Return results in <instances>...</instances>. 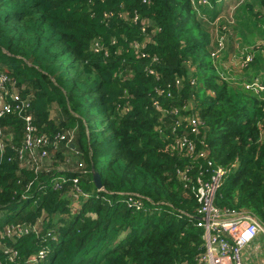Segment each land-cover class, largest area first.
I'll return each instance as SVG.
<instances>
[{"label": "trees", "instance_id": "obj_1", "mask_svg": "<svg viewBox=\"0 0 264 264\" xmlns=\"http://www.w3.org/2000/svg\"><path fill=\"white\" fill-rule=\"evenodd\" d=\"M246 5L261 29L264 0ZM201 19L192 0H0V264H205L219 166L215 205L264 224V91L217 68ZM27 117L49 166L24 154Z\"/></svg>", "mask_w": 264, "mask_h": 264}, {"label": "built area", "instance_id": "obj_2", "mask_svg": "<svg viewBox=\"0 0 264 264\" xmlns=\"http://www.w3.org/2000/svg\"><path fill=\"white\" fill-rule=\"evenodd\" d=\"M8 78L0 72V100L9 95ZM15 102H21L19 97L13 98ZM9 106L4 107L5 112H9ZM2 115V113L0 114ZM26 140L24 144V154H31L36 162L37 158L48 156L49 139L47 136L36 135L31 118L27 117ZM72 139V138H70ZM57 143L65 140L64 135H59ZM188 149L194 150L192 143H188ZM4 147L0 144V150ZM213 167V162H209ZM227 172L221 167H217L211 183L199 184V194L203 197L204 204L199 210L198 226L204 230L206 252L202 255L200 262L205 264H246L244 253L252 244L260 243V248L264 250V224L256 216L245 210L221 209L215 205V198L222 187L223 179ZM75 184L78 179L74 180ZM58 185V184H57ZM75 198H79L75 196ZM126 204L141 209L140 202L133 198H127ZM47 254L43 250L39 254L40 259H44ZM258 263L264 264V253ZM31 264L38 262L32 260Z\"/></svg>", "mask_w": 264, "mask_h": 264}, {"label": "rangeland", "instance_id": "obj_3", "mask_svg": "<svg viewBox=\"0 0 264 264\" xmlns=\"http://www.w3.org/2000/svg\"><path fill=\"white\" fill-rule=\"evenodd\" d=\"M192 1L197 16L202 18V21H206L202 24L208 26L211 41L208 50L217 60V68L223 67L227 76L232 77L233 81L238 77L241 78L240 83L247 84V89L255 93L264 91V36L262 33L264 26H259L261 29L256 28L249 6L246 5L250 0H219V5L228 4L229 7L225 15L219 14L213 19L205 18L209 15L205 14L200 7L209 0ZM208 11L212 12L213 9ZM249 81H253V84H249ZM60 116L63 117L62 112ZM26 158L33 163L34 158L31 154H26ZM47 159H40L39 162H46L45 165L49 166L50 162H47ZM54 218L53 227L62 228L61 215L57 214ZM49 236H51L50 233Z\"/></svg>", "mask_w": 264, "mask_h": 264}, {"label": "crops", "instance_id": "obj_4", "mask_svg": "<svg viewBox=\"0 0 264 264\" xmlns=\"http://www.w3.org/2000/svg\"><path fill=\"white\" fill-rule=\"evenodd\" d=\"M264 250L262 247L260 248V243H254L251 246L247 248V250L244 253L246 264L255 262L258 263L263 256Z\"/></svg>", "mask_w": 264, "mask_h": 264}, {"label": "water", "instance_id": "obj_5", "mask_svg": "<svg viewBox=\"0 0 264 264\" xmlns=\"http://www.w3.org/2000/svg\"><path fill=\"white\" fill-rule=\"evenodd\" d=\"M72 147H73V145H72ZM94 178H95L96 188L98 190H101L102 189V184H101L99 176L96 173L94 174Z\"/></svg>", "mask_w": 264, "mask_h": 264}]
</instances>
